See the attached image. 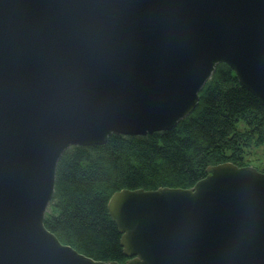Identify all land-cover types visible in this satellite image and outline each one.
<instances>
[{
    "label": "water",
    "instance_id": "obj_1",
    "mask_svg": "<svg viewBox=\"0 0 264 264\" xmlns=\"http://www.w3.org/2000/svg\"><path fill=\"white\" fill-rule=\"evenodd\" d=\"M223 63L264 108V0H0V264H119L45 228L58 159L172 130ZM107 212L124 264H264V172L250 164L121 189Z\"/></svg>",
    "mask_w": 264,
    "mask_h": 264
},
{
    "label": "trees",
    "instance_id": "obj_2",
    "mask_svg": "<svg viewBox=\"0 0 264 264\" xmlns=\"http://www.w3.org/2000/svg\"><path fill=\"white\" fill-rule=\"evenodd\" d=\"M214 70L199 91L196 108L172 130L111 135L104 144L66 149L57 161L45 228L78 253L124 264L128 257L107 212L114 192L191 188L207 166L227 161L252 165L254 150L264 147V108L227 64Z\"/></svg>",
    "mask_w": 264,
    "mask_h": 264
},
{
    "label": "rangeland",
    "instance_id": "obj_3",
    "mask_svg": "<svg viewBox=\"0 0 264 264\" xmlns=\"http://www.w3.org/2000/svg\"><path fill=\"white\" fill-rule=\"evenodd\" d=\"M243 123L242 122H237V127L242 128ZM251 164L255 165L260 170H264V147L259 146V148L254 150L253 156L251 157Z\"/></svg>",
    "mask_w": 264,
    "mask_h": 264
}]
</instances>
